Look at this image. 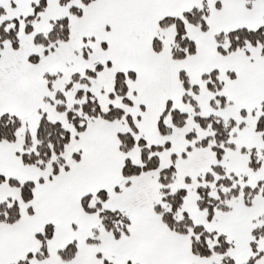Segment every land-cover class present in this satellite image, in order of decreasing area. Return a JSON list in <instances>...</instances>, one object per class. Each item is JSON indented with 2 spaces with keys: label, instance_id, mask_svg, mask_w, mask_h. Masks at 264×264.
Returning <instances> with one entry per match:
<instances>
[{
  "label": "snow or ice",
  "instance_id": "snow-or-ice-1",
  "mask_svg": "<svg viewBox=\"0 0 264 264\" xmlns=\"http://www.w3.org/2000/svg\"><path fill=\"white\" fill-rule=\"evenodd\" d=\"M0 264H264V0H0Z\"/></svg>",
  "mask_w": 264,
  "mask_h": 264
}]
</instances>
